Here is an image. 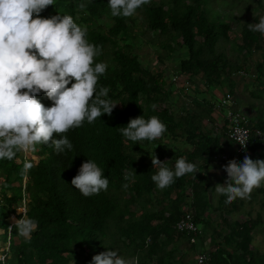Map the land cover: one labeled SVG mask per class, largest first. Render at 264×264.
<instances>
[{"label": "trees", "instance_id": "obj_1", "mask_svg": "<svg viewBox=\"0 0 264 264\" xmlns=\"http://www.w3.org/2000/svg\"><path fill=\"white\" fill-rule=\"evenodd\" d=\"M211 1L150 0L125 18L111 15L109 0H54L40 13L42 18L71 15L87 29L89 43L102 46L95 62L108 67L98 78L97 89L109 88L107 98L117 105L111 116L104 114L91 124L85 120L64 133L73 144L71 151L57 154L50 144L38 145L31 152L38 156L36 161L24 159L21 153L11 161L0 160V231L7 264H91L94 255L109 249L125 258L138 257L139 264H196L192 256L201 254L206 255L205 264H264V253L252 248L253 234L264 222V188L254 189L250 199L238 198L230 204L224 195L216 206L210 200L214 188L204 171L223 153L219 139L202 129L216 123L214 101L191 97L181 86V103L173 110V84L162 72H151L137 52L141 45L163 52L166 58L184 51L178 73L189 83L199 81L205 90L219 88L223 79L229 81L242 71L253 53L262 52L263 61L256 69L263 67L261 34L248 27L259 22L247 15L263 8L264 0H257L256 6L248 2L244 16L230 21L211 17ZM80 3L86 4L84 10ZM232 21L240 24L238 38L229 34ZM156 59L162 65L166 60ZM37 99L45 107L53 104L44 93ZM140 116L145 120L157 116L167 131L157 140L134 144L120 128ZM262 143L252 130L249 149L254 152ZM155 155L170 169L184 157L197 164V173L158 189L151 179L158 171L151 160ZM88 159L102 169L109 186L99 195L84 197L71 180ZM25 164L32 166L25 171ZM257 196L260 212L254 218L227 219L242 200ZM22 203L27 216L38 222L30 241L20 237L11 222L13 216L22 218ZM185 209L195 224L209 230L210 247L202 232L189 244L188 236L176 231ZM211 210L219 214V221L210 219ZM184 241L190 247L186 253L179 249Z\"/></svg>", "mask_w": 264, "mask_h": 264}, {"label": "clouds", "instance_id": "obj_2", "mask_svg": "<svg viewBox=\"0 0 264 264\" xmlns=\"http://www.w3.org/2000/svg\"><path fill=\"white\" fill-rule=\"evenodd\" d=\"M149 3L150 0H109L108 5L113 17L127 18ZM53 4L54 0H0V160L11 161L17 153L35 152L38 145L50 144L57 154L71 151L73 144L63 134L81 127L85 120L91 124L104 114L111 116L117 105L107 98L109 88L97 89L98 78L108 67L95 62L102 46L89 43L87 29L74 22L71 15L42 18L40 13ZM78 7L84 10L86 4ZM248 27L264 35V17ZM41 93L53 102L51 107L37 99ZM166 131L157 116L147 120L136 117L120 128L123 137L134 144L157 140ZM26 155H22L24 159ZM151 160L153 167L158 168L151 179L161 190L177 178L197 173V164L184 157L176 159L174 169L166 167L156 155ZM31 166L25 164V171ZM224 170L227 179L215 190L227 197L226 204L238 198L250 199L253 190L264 184V160L254 161L245 155L242 163L233 159ZM71 184L84 197H91L107 191L109 180L88 159ZM23 209L25 213L21 212L22 218L15 220V227L20 237L30 241L38 222L27 216L24 204ZM91 264H139V258H125L118 250L109 249L94 255Z\"/></svg>", "mask_w": 264, "mask_h": 264}, {"label": "crops", "instance_id": "obj_3", "mask_svg": "<svg viewBox=\"0 0 264 264\" xmlns=\"http://www.w3.org/2000/svg\"><path fill=\"white\" fill-rule=\"evenodd\" d=\"M254 18H252L251 21ZM257 21L259 22V18ZM233 29L234 28L232 26L231 31H233ZM235 30L236 28L234 29V31ZM234 36H237L238 38L239 33L238 34L235 33ZM261 38L262 39L259 43V46L261 50H264V35H261ZM262 61L263 60H262L261 51L257 53H253V56H250V58L247 60V63L245 64L242 71H239L238 73L232 75L229 78V81L228 79H223L222 85L219 88L210 87L209 89L205 90L203 87L200 88L196 87L193 88L192 91L193 93L191 95V97H194L198 100H203V99L211 100L210 98L212 97L209 96H213V98L214 97L216 98L214 100V103L217 102L226 94H230L232 96L234 102L242 108L246 116L247 125L250 129V132L254 130L255 135L258 137V139L263 141V143L261 144L258 150L253 152L249 149L248 156L254 161L258 159L264 160V65L263 67H259L258 69H256V65L262 63ZM241 72H244V74H240ZM184 77H186L185 80H187L188 77L187 76ZM193 80L194 79H191V82H193ZM213 118L215 119L216 123L212 125L204 124V128L202 129L208 136L218 138L223 153L231 157L232 155H234L236 147L225 136L224 111L215 112L213 114ZM262 127H263L262 129L263 131L261 132L260 128ZM242 162L243 160L240 163ZM225 165L227 164L216 161L204 171L209 186L211 188H214L213 192L210 195V200L212 201L214 206H216L219 203L221 199L220 197L222 196L216 193L215 186L217 184H223L227 179V172L224 170ZM260 188H264V184H262ZM260 201H261L260 196H257L255 199H251V200H242V202H240V204L242 205L240 206L238 211L234 212L232 215L238 214V212L242 210L246 212L245 213L246 217L244 220H246L248 216H250L249 214L250 212H254L256 216V213L260 212ZM232 215L227 217V219L229 220L230 218L232 219ZM236 219L240 221H244L241 220V218H236ZM236 219H232V220H236ZM198 226L201 229L202 235L205 237V245L206 243L209 244L211 238L209 230L203 229L201 225ZM207 231L209 232V234L207 233Z\"/></svg>", "mask_w": 264, "mask_h": 264}, {"label": "rangeland", "instance_id": "obj_4", "mask_svg": "<svg viewBox=\"0 0 264 264\" xmlns=\"http://www.w3.org/2000/svg\"><path fill=\"white\" fill-rule=\"evenodd\" d=\"M256 1L257 0H212L211 5H210L211 12H212L211 17H214L217 19L218 18L220 19L223 17L225 20H229V21L234 16L242 17V16H244V8L247 5V3L251 2L252 4H254V6H256ZM262 7L263 8H261V9H255L252 12L248 13L247 18L249 20H251L252 18L255 17L257 20H258V18L260 20L261 17H264V4L262 5ZM240 20H239V22H240ZM231 25L233 26L234 29L236 28V30H237V31L236 30L234 31V29H233V31L230 32V36L233 37L235 33L236 34L239 33L238 28H239L240 24H238L236 21H232ZM112 49H114V48H112ZM178 51H179V53L177 55L166 58L165 54L163 52H156L150 46L148 47V45H141V47H139V49H137V52L140 56L141 62L151 72H153L154 74H160L162 72V75L164 76V78H166L169 82H172L173 79H175V81L172 82V84H173L172 101L175 103L173 110H176L178 108L179 104L181 103L179 101L178 97L183 95V93H184L183 91L178 90L179 87H181V86L187 87L188 86L187 87L188 88L187 93L189 95H192L193 88L202 87V85L200 84L199 81L193 80V82L189 83V82H187V80H185L186 77H184L178 73L179 58H182L184 56V51H182V50H178ZM157 56H160L161 58L166 59L163 65L157 61V59H156ZM185 83H187V85ZM209 97L213 98V96H209ZM212 98H210V99L213 101L216 99L215 97L213 99ZM30 155H31V152L27 153L26 159H29L31 157ZM32 158L34 161H36L38 159L37 156H33ZM22 207H23V205L19 209V213L23 211ZM245 213H246L245 211L241 210L240 212H238V214L232 215V219L241 218V220H244L246 217ZM249 214L251 217L255 216L254 212H250ZM210 216H211L210 219L213 220V222L219 221V214L218 213L211 212ZM232 219L230 218V221ZM11 222H15L14 216L11 217ZM207 233L209 234L208 231H207ZM253 235H254V239H253V243H252V248L257 249L261 253H264V224H263V226H260V228H258ZM4 241H5V239H4V237L1 236V231H0V254L6 248L4 246ZM206 247H210V245L208 243H206ZM189 248L190 247H188L186 242H183V243L181 242V244L179 245V249L183 253H186ZM196 256L197 255H194V257L192 256V260H195Z\"/></svg>", "mask_w": 264, "mask_h": 264}, {"label": "built area", "instance_id": "obj_5", "mask_svg": "<svg viewBox=\"0 0 264 264\" xmlns=\"http://www.w3.org/2000/svg\"><path fill=\"white\" fill-rule=\"evenodd\" d=\"M241 72L240 74H243ZM175 81V79H173ZM172 81V82H173ZM187 85V83H185ZM188 87V86H187ZM186 87V88H187ZM187 90V89H186ZM213 109L215 112L224 111L225 115V136L235 145V153L231 157L226 154H220L215 157V160L228 164L231 160H236L237 164L244 159L245 155L248 156L249 147H250V129L247 125L246 116L242 110V108L236 104L230 94L224 95L221 99L214 103ZM245 145H241V144ZM22 155L27 153L21 152ZM22 213H25L23 209ZM176 231L179 233L186 234L188 236L189 244H194L196 239L194 237L195 234L200 235L201 229L195 224L192 219L191 214L185 209L182 213L181 218L177 221L175 225ZM7 250L4 253L0 254V264L6 263ZM206 255L201 254L195 257L196 264H205Z\"/></svg>", "mask_w": 264, "mask_h": 264}]
</instances>
